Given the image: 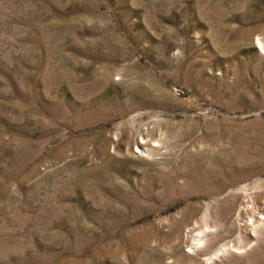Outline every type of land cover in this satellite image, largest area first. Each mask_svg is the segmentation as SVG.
<instances>
[{"label": "rangeland", "instance_id": "374dc122", "mask_svg": "<svg viewBox=\"0 0 264 264\" xmlns=\"http://www.w3.org/2000/svg\"><path fill=\"white\" fill-rule=\"evenodd\" d=\"M0 264H264V0H0Z\"/></svg>", "mask_w": 264, "mask_h": 264}]
</instances>
